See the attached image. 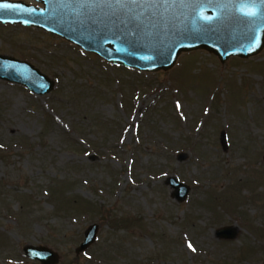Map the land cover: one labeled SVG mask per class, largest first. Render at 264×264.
I'll return each instance as SVG.
<instances>
[{"label": "rangeland", "instance_id": "rangeland-1", "mask_svg": "<svg viewBox=\"0 0 264 264\" xmlns=\"http://www.w3.org/2000/svg\"><path fill=\"white\" fill-rule=\"evenodd\" d=\"M0 55L54 83L36 95L0 79V264H41L25 246L55 264H264V48L145 73L0 24Z\"/></svg>", "mask_w": 264, "mask_h": 264}, {"label": "water", "instance_id": "water-1", "mask_svg": "<svg viewBox=\"0 0 264 264\" xmlns=\"http://www.w3.org/2000/svg\"><path fill=\"white\" fill-rule=\"evenodd\" d=\"M38 5L20 0H0V24L38 28L92 53L116 66L145 73L169 71L184 53L206 51L221 63L231 57L247 59L264 48V3L256 17L243 16L237 9L254 0H218L202 5L198 0H177L163 7H140L107 3L89 4L93 9L80 17L78 5L66 0H34ZM130 9V10H129ZM143 9V10H141ZM205 17L211 20H203ZM0 79L23 86L36 95L49 93L54 83L26 61L0 55ZM264 160V156H263ZM173 197L181 201L188 187L169 178ZM97 225L84 232L77 252L86 249L96 237ZM218 237L232 238L231 229L218 231ZM26 257L41 264H55L58 256L46 247L25 246Z\"/></svg>", "mask_w": 264, "mask_h": 264}, {"label": "snow or ice", "instance_id": "snow-or-ice-1", "mask_svg": "<svg viewBox=\"0 0 264 264\" xmlns=\"http://www.w3.org/2000/svg\"><path fill=\"white\" fill-rule=\"evenodd\" d=\"M177 2V0H150L149 7L156 6V7H163L166 5H171L172 3ZM218 2V0H198V3L202 5H214ZM66 3L69 5H78L80 6L78 9H73V11H78V15L80 17L86 16L89 11H92L93 9H89L87 5L89 4H100V3H107L108 5L118 4L121 5L120 9L117 10H123L124 8H127L129 5H135L136 7H140L141 5L145 4V0H66ZM130 10V9H129ZM143 10V9H141ZM238 12H240L243 16L252 18L256 17L258 14L253 13L252 11H246L243 8L237 9ZM200 17L203 20H211V17H205L203 15V12L201 11ZM179 107V105H178ZM189 249H193V246L191 244L188 245Z\"/></svg>", "mask_w": 264, "mask_h": 264}, {"label": "clouds", "instance_id": "clouds-1", "mask_svg": "<svg viewBox=\"0 0 264 264\" xmlns=\"http://www.w3.org/2000/svg\"><path fill=\"white\" fill-rule=\"evenodd\" d=\"M260 2H261V3H264V0H260ZM240 8H243V9H245L246 11H252L253 13H257V14H258L259 11H260V6H259V4L255 3V0H254V2H253L252 4L241 5V6L238 8V10H239Z\"/></svg>", "mask_w": 264, "mask_h": 264}]
</instances>
